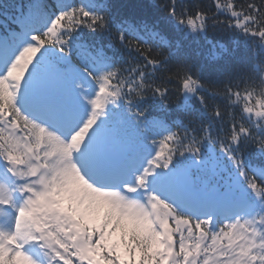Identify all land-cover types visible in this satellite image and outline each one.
<instances>
[{
    "label": "snow or ice",
    "instance_id": "6c2138e0",
    "mask_svg": "<svg viewBox=\"0 0 264 264\" xmlns=\"http://www.w3.org/2000/svg\"><path fill=\"white\" fill-rule=\"evenodd\" d=\"M0 264H264V0L0 2Z\"/></svg>",
    "mask_w": 264,
    "mask_h": 264
},
{
    "label": "trees",
    "instance_id": "16d2710c",
    "mask_svg": "<svg viewBox=\"0 0 264 264\" xmlns=\"http://www.w3.org/2000/svg\"><path fill=\"white\" fill-rule=\"evenodd\" d=\"M0 2L11 3V2H16V0H0ZM201 53H202V56L207 54V46H204L201 49Z\"/></svg>",
    "mask_w": 264,
    "mask_h": 264
}]
</instances>
